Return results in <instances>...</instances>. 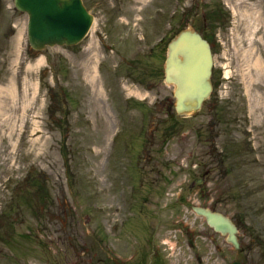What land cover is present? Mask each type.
<instances>
[{
	"label": "rangeland",
	"instance_id": "1",
	"mask_svg": "<svg viewBox=\"0 0 264 264\" xmlns=\"http://www.w3.org/2000/svg\"><path fill=\"white\" fill-rule=\"evenodd\" d=\"M84 1L89 35L37 51L27 15L0 0V87L16 89L0 103V264H112L134 252L264 264V0ZM218 1V85L201 110L178 114L163 45L152 47L182 20L199 28ZM193 204L232 217L240 249Z\"/></svg>",
	"mask_w": 264,
	"mask_h": 264
},
{
	"label": "water",
	"instance_id": "2",
	"mask_svg": "<svg viewBox=\"0 0 264 264\" xmlns=\"http://www.w3.org/2000/svg\"><path fill=\"white\" fill-rule=\"evenodd\" d=\"M16 6L29 14L30 42L37 49L78 43L93 20L81 0H16ZM213 64L211 45L198 31L185 29L170 41L164 71L166 82L174 85L177 112L201 108L213 88ZM195 210L239 248L238 228L229 217L202 207Z\"/></svg>",
	"mask_w": 264,
	"mask_h": 264
},
{
	"label": "flooded vegetation",
	"instance_id": "3",
	"mask_svg": "<svg viewBox=\"0 0 264 264\" xmlns=\"http://www.w3.org/2000/svg\"><path fill=\"white\" fill-rule=\"evenodd\" d=\"M195 3V2H194ZM213 13V12H212ZM213 17L210 12L204 13L201 22V31L204 35H210L213 28ZM182 20L181 23H183ZM112 264H166L163 254L154 253L150 255L148 253L132 254L130 257L117 255L113 258Z\"/></svg>",
	"mask_w": 264,
	"mask_h": 264
},
{
	"label": "bare ground",
	"instance_id": "4",
	"mask_svg": "<svg viewBox=\"0 0 264 264\" xmlns=\"http://www.w3.org/2000/svg\"><path fill=\"white\" fill-rule=\"evenodd\" d=\"M44 61L45 58L43 56H40L36 61L37 66L41 65ZM97 64H98V55L93 54L90 63H88L87 72L92 85L96 88V90L100 91L101 85L98 80ZM37 66L36 68H38ZM15 93H16V89L14 85L0 87V103L5 102V100H10V99L13 100L14 98H16Z\"/></svg>",
	"mask_w": 264,
	"mask_h": 264
}]
</instances>
